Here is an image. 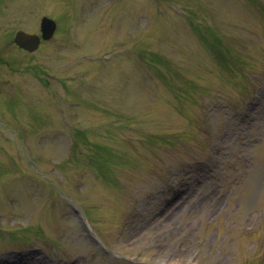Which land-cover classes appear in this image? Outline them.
Listing matches in <instances>:
<instances>
[{
	"label": "rangeland",
	"instance_id": "374dc122",
	"mask_svg": "<svg viewBox=\"0 0 264 264\" xmlns=\"http://www.w3.org/2000/svg\"><path fill=\"white\" fill-rule=\"evenodd\" d=\"M104 1L117 13L102 34H130V59L115 45L113 70L96 80L98 93L112 91L109 117L83 104L74 127L69 105L0 93V116L27 125L0 139V264H261L264 0ZM27 22L0 29L12 55H25L7 41L34 29ZM33 55L61 74L76 53L46 42ZM17 60L15 70H29ZM73 202L102 239L83 232Z\"/></svg>",
	"mask_w": 264,
	"mask_h": 264
},
{
	"label": "water",
	"instance_id": "95a60500",
	"mask_svg": "<svg viewBox=\"0 0 264 264\" xmlns=\"http://www.w3.org/2000/svg\"><path fill=\"white\" fill-rule=\"evenodd\" d=\"M45 26H48V20H47V19H45L44 22H43V27H45ZM26 37H27V36H26ZM30 37H32V36H30ZM27 38H28V37H27ZM23 39H25V38H24V37L21 38V35H19V40L21 41V43H22V40H23ZM22 44L28 47V45H26V43H22Z\"/></svg>",
	"mask_w": 264,
	"mask_h": 264
}]
</instances>
